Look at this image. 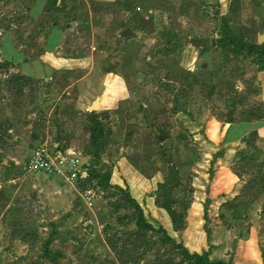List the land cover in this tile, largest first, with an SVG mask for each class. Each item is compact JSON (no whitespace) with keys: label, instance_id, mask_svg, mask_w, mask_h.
<instances>
[{"label":"rangeland","instance_id":"1","mask_svg":"<svg viewBox=\"0 0 264 264\" xmlns=\"http://www.w3.org/2000/svg\"><path fill=\"white\" fill-rule=\"evenodd\" d=\"M37 1L0 0V264H264V128L229 137L264 115V0ZM42 144L89 178L24 173Z\"/></svg>","mask_w":264,"mask_h":264},{"label":"built area","instance_id":"2","mask_svg":"<svg viewBox=\"0 0 264 264\" xmlns=\"http://www.w3.org/2000/svg\"><path fill=\"white\" fill-rule=\"evenodd\" d=\"M76 154L62 150L57 145L48 147L46 144L35 147L22 163L21 170L29 175L44 174L50 181L75 184L87 177L86 164ZM90 191L82 194V198L90 200Z\"/></svg>","mask_w":264,"mask_h":264},{"label":"crops","instance_id":"3","mask_svg":"<svg viewBox=\"0 0 264 264\" xmlns=\"http://www.w3.org/2000/svg\"><path fill=\"white\" fill-rule=\"evenodd\" d=\"M225 1H227V0H225ZM221 2H223V0ZM43 6H44L43 0H38L37 3L32 8V14H34V15L38 14V12H40L42 10ZM57 35H59L58 28L57 27L52 28L50 33H49L48 41L53 42V45L50 43H47V46H49V45L52 47L54 46V42L57 39ZM258 40H260V39H258ZM263 41H264V39H263ZM9 46L12 47V49L14 50L15 53H7L5 51V48H3L4 58L6 60H9V61L12 60V61H15L18 63L20 60H22L23 54L21 53L20 49L17 48L13 44V42H10ZM263 128H264V120L260 121V122L251 121V122L236 123L234 125V127L229 130V132L231 133L229 137L231 140L234 141L236 139L243 138L244 136H246L248 133L252 132L255 129L262 130Z\"/></svg>","mask_w":264,"mask_h":264},{"label":"trees","instance_id":"4","mask_svg":"<svg viewBox=\"0 0 264 264\" xmlns=\"http://www.w3.org/2000/svg\"><path fill=\"white\" fill-rule=\"evenodd\" d=\"M260 46H261V48L262 47L264 48L263 44L260 45ZM260 46L259 45H254V48L259 49ZM14 80L18 81V82H23L25 80H28V78H26V77H24L22 75L21 76L18 75V76H16L14 78ZM260 119L261 120L264 119V115L258 116L255 120L261 121ZM246 122H251V121L249 120V121H246ZM88 166H89V163L86 165V167L88 168ZM87 178H89V173L88 172H87ZM87 178L85 180H87ZM105 240H107V239H105ZM184 253H185V256H186L187 264H233L232 262H227L226 263V262H223L221 260L212 261L206 255H198V254L189 255L187 252H184Z\"/></svg>","mask_w":264,"mask_h":264},{"label":"water","instance_id":"5","mask_svg":"<svg viewBox=\"0 0 264 264\" xmlns=\"http://www.w3.org/2000/svg\"><path fill=\"white\" fill-rule=\"evenodd\" d=\"M140 23L143 24V25H145V26H147L148 29H149V32H150V31H153L154 25H153V23H152L151 20L141 19V20H140ZM259 39H260L259 41L263 40L262 37L259 38ZM16 133H17V131H14V134H16ZM80 158H81V160L83 161L84 164H87V163H88V158H87L86 156H80ZM51 218H52V217H51V215L49 214V216H48V220H51Z\"/></svg>","mask_w":264,"mask_h":264}]
</instances>
